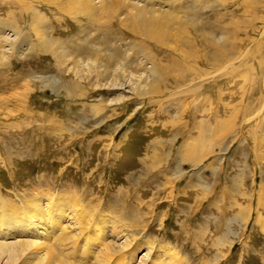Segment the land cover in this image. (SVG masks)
<instances>
[{
    "label": "rangeland",
    "instance_id": "1",
    "mask_svg": "<svg viewBox=\"0 0 264 264\" xmlns=\"http://www.w3.org/2000/svg\"><path fill=\"white\" fill-rule=\"evenodd\" d=\"M49 1L36 4L46 19L35 25L39 42L31 10L0 0V19L16 20L27 35L20 55L0 66V197L19 204L39 192L75 193L77 211L114 213L137 238L171 247L188 264H264V0H125L100 21L64 11L68 0ZM133 4L173 7L182 28L174 24L166 42L176 53L118 25ZM222 32L230 42L215 45L210 36ZM143 45L163 70L162 97L135 93L147 75L136 50ZM240 49L248 53L238 61ZM93 51L100 69L82 80L66 71ZM189 67L211 77L193 80ZM195 145L203 158L193 165L184 159L198 156ZM162 253L151 260L142 246L129 264H168Z\"/></svg>",
    "mask_w": 264,
    "mask_h": 264
},
{
    "label": "bare ground",
    "instance_id": "2",
    "mask_svg": "<svg viewBox=\"0 0 264 264\" xmlns=\"http://www.w3.org/2000/svg\"><path fill=\"white\" fill-rule=\"evenodd\" d=\"M32 1L16 0L20 4V7L31 10L30 29L33 33L37 31V40L42 42L43 34L35 29V25L45 24V14L36 9V4H40V2H37V0ZM68 1L71 7H64V11L73 14V16L76 12L97 21H100L104 15L107 18H109V15H118V12L121 10L119 6L126 3L125 0ZM53 3V0L49 1V4ZM129 6L126 7L130 9V13L127 16L120 18L119 15V18L117 17L118 25L123 28L128 27L131 30L133 29L131 32L137 33V35L142 34L141 36L147 37L148 40H153L156 44L167 47L169 50L175 52L166 42L169 40V37H176L175 34H172L171 29L174 24L177 25L176 27L179 31L182 28L180 19L173 7L148 9L147 7H139L137 4ZM39 8L47 9L48 7ZM8 20L0 19V66L10 61L13 57H18L27 43V35L23 32L21 26L15 22L16 20L13 21L14 19L12 21ZM136 30L137 32H135ZM184 31L186 32V30ZM226 32H222L218 39L213 36H210V38L214 41L215 45L222 46L227 41L230 42L229 35ZM260 33V36L264 34V26ZM136 50L145 59L144 61L148 63L144 84L135 88L136 95H141L143 98L148 99L162 97V86L164 85L163 87L165 88V83L167 82L164 83L162 77L163 70L158 61H156V55L149 50L147 45L136 47ZM67 52L61 50L60 56L63 62L58 63L61 66H65V63L68 62L69 54ZM247 53V51L240 49L236 60H243ZM100 58H102L101 54L98 51H93L91 56L85 55L75 62L71 61L72 67L69 68L67 66L65 69L76 76L80 73V79L82 80L83 76H88L92 69L98 70L101 68ZM262 59L264 60V58ZM263 60L259 64L263 63ZM124 62L125 59L121 61L117 58L112 63L115 66L114 72L117 73L116 76L119 79H124L123 77L125 76ZM180 64L188 67L186 63L180 61H176L175 66L178 67ZM227 64L225 67L231 68L233 62ZM222 69L224 70L225 68ZM188 71L193 74V80L198 82L205 81L211 77V75L200 72V67L197 69L189 67ZM111 85L114 86L116 84ZM118 100L120 99L112 100L111 102L115 103ZM192 150L196 155L201 151L198 149V145H195ZM201 153L205 157V152L202 151ZM190 155L191 153L187 154L184 160L189 161L193 165L199 163L200 159L203 158L202 155L199 156L200 154L198 155L199 158L198 156L191 158ZM79 200L80 197L75 193L65 191L52 194H48L47 192L35 193L31 197L19 200V204L6 202L0 197V264H13L17 259H21L22 261L20 262L23 264H129L134 261L136 254L142 246H146L150 254L154 252L151 254V260H154L155 253L157 255L160 250H163L164 254L162 253V256L167 257L168 264H188L171 247L156 246L148 238H137L134 235V226L123 221L120 216L114 213L103 214L100 212L101 209L99 210L96 207L88 205L81 206L80 210L77 211L72 206V203L79 202ZM71 219L77 226L75 228L76 234L73 235V227L68 224ZM123 232H126V235H128L127 243L118 244L116 241H112ZM108 238L113 239L111 242L106 243ZM99 241L103 242V248L95 254L93 251L97 250L96 244ZM163 262L165 261H152L153 264H163Z\"/></svg>",
    "mask_w": 264,
    "mask_h": 264
}]
</instances>
